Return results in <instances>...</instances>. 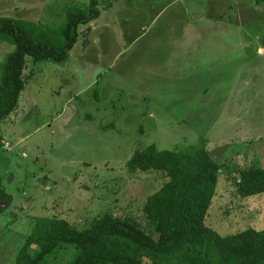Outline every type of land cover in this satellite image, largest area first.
Returning <instances> with one entry per match:
<instances>
[{
	"label": "rangeland",
	"instance_id": "1",
	"mask_svg": "<svg viewBox=\"0 0 264 264\" xmlns=\"http://www.w3.org/2000/svg\"><path fill=\"white\" fill-rule=\"evenodd\" d=\"M88 1L0 0V15L51 24ZM111 1L79 26L65 60L29 61L34 75L0 121V187L10 195L0 202V264H14L37 216L81 226L108 212L149 229L142 207L166 177L126 162L151 143L203 142L226 163L206 225L221 235L264 228V192L242 198L234 186L239 169L264 166V1ZM172 28L200 34L175 46ZM13 48L0 40V64Z\"/></svg>",
	"mask_w": 264,
	"mask_h": 264
},
{
	"label": "trees",
	"instance_id": "2",
	"mask_svg": "<svg viewBox=\"0 0 264 264\" xmlns=\"http://www.w3.org/2000/svg\"><path fill=\"white\" fill-rule=\"evenodd\" d=\"M101 5L100 0L67 5L63 18L51 24L0 15V40L14 46L0 64V121L16 108L34 75L29 61L65 60L78 40L79 26L94 21ZM126 165L131 172L156 170L166 177L142 207L149 229L108 212L81 226L37 216L14 264H143L146 258L152 264H264V228L221 235L204 223L226 163L219 164L203 142L177 150L147 144L135 148ZM234 186L242 198L263 193L264 166L239 169ZM8 200L0 187V202Z\"/></svg>",
	"mask_w": 264,
	"mask_h": 264
},
{
	"label": "crops",
	"instance_id": "3",
	"mask_svg": "<svg viewBox=\"0 0 264 264\" xmlns=\"http://www.w3.org/2000/svg\"><path fill=\"white\" fill-rule=\"evenodd\" d=\"M145 1V0H144ZM173 1H183L184 2V4H188L189 2H190V0H170V2H173ZM244 1H246V2H249V1H252V0H244ZM149 2V1H148ZM150 3H151V0H150ZM255 3L256 4H258L257 2H256V0H255ZM166 9V5L165 6H163V8H162V10H161V12L162 11H164ZM160 12V13H161ZM200 17V16H199ZM126 18H128V17H126ZM204 19V18H203ZM211 21H215V20H212L211 19ZM171 22H172V25L173 24H175V22H174V20H173V18L171 17ZM145 27V26H144ZM186 34H183L184 32H182V34L180 35V37L178 38V37H175L174 36V33H175V28H172V33H173V36H171L172 38H176L174 41H173V43L175 44V46L179 43V42H181V44H187L188 42H189V38L191 37V36H195V35H198V34H200L199 32H197L195 29L194 30H192V31H187L186 30ZM138 37V36H137ZM136 37V38H137ZM181 37H182V39H181ZM172 42V41H171ZM260 49H262V48H260ZM171 51L174 53L175 52V50L174 49H171ZM172 55V54H171Z\"/></svg>",
	"mask_w": 264,
	"mask_h": 264
}]
</instances>
